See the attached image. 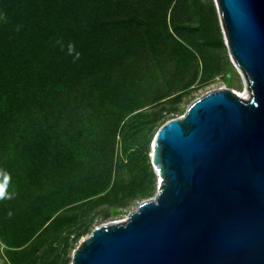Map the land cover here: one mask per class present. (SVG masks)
Wrapping results in <instances>:
<instances>
[{"label":"rangeland","instance_id":"1","mask_svg":"<svg viewBox=\"0 0 264 264\" xmlns=\"http://www.w3.org/2000/svg\"><path fill=\"white\" fill-rule=\"evenodd\" d=\"M73 3L0 0V264H71L97 226L155 195L152 141L162 123L209 91L246 88L215 0H120L113 11L125 23L84 42L71 30L92 11L79 7V21ZM54 59L68 62L55 72ZM47 74L67 85L63 99L49 97ZM76 74L120 80L121 103L95 101L87 84L72 88ZM96 105L104 115L91 123ZM77 128L98 134L90 155H70V141L85 145Z\"/></svg>","mask_w":264,"mask_h":264},{"label":"water","instance_id":"2","mask_svg":"<svg viewBox=\"0 0 264 264\" xmlns=\"http://www.w3.org/2000/svg\"><path fill=\"white\" fill-rule=\"evenodd\" d=\"M249 99L215 89L160 126L158 186L97 226L71 264H264V0H215Z\"/></svg>","mask_w":264,"mask_h":264},{"label":"trees","instance_id":"3","mask_svg":"<svg viewBox=\"0 0 264 264\" xmlns=\"http://www.w3.org/2000/svg\"><path fill=\"white\" fill-rule=\"evenodd\" d=\"M75 1L77 3L75 4L73 3L72 5L74 12H76L79 7L81 9H85L84 6L88 7L86 9L90 8V10L92 11V19L84 25V28H83V25H80L79 28L74 26V28L76 29L75 32H74V28L71 30V36H74L77 31L81 30L78 35V39H80L79 42H84L87 39L91 40V32L95 28H102L103 31H110L113 29L114 26H121V24H123V22L125 23V20H127V18L123 19L120 16H118L117 12L114 14L113 8L117 7L118 10L120 9V0H75ZM74 17L77 18L79 21L82 20V15L79 12H76ZM137 21H139V23H141L142 26L143 25L145 26L144 36L148 37L151 33L150 24H149L148 19L147 18L144 19L141 17V19ZM55 49H56V44H53V50ZM57 57L59 56L57 55ZM54 60L52 61H53L55 72L57 71V63L60 62V64H58V67H59L61 65L63 66L67 65V62H68V59H62L59 62L56 60L54 61ZM89 69L91 68L89 67ZM76 75L77 77L74 78L73 80L72 78L71 80L67 79L68 80L67 82H70L72 84V88L74 87V85H76L77 87H80V86H84L85 84H87L84 90H88L89 92H95V96H94L95 101L99 103H103V104L112 103L113 101L114 102L118 101L121 103L123 94L117 90V87H119L121 84L120 80H117V81L113 80L112 82H109V78L100 77L98 74H76ZM51 77H52L51 74H47L44 79L45 80L44 84L46 83V87H49V86L50 88L55 87V92L54 93L53 91L49 92V97H51L52 101L53 100L57 101L56 97L60 95L61 89L66 87L67 85H64V83H62L61 85L59 83L52 82L49 80ZM63 92H64V89H63ZM58 97L61 98V95ZM63 98H64V95L62 96L61 99ZM94 99H93V102H94ZM96 107H98V105H96ZM97 111L98 113L96 114V116H90L92 117V119H90L89 122L92 123L93 120L94 122L95 121L102 122V120H98V117L99 116L103 117L104 112L102 110H99V107ZM83 117L85 116L82 115L80 116V118H77V120L81 121ZM104 118L107 119L106 115ZM124 119L125 117L120 118L118 121V124H121ZM127 120L123 123V126L124 124H126ZM164 123L165 122H163L162 124ZM75 136L79 137L80 138L79 140L84 142L85 145L79 142L78 144L80 145L81 148L76 147V145L78 144H75V142L71 143L70 141L69 146H73L72 148L69 149L70 155H72L71 157L76 156L80 152L90 155L94 150H96L95 145L97 143L90 142L91 139L92 140L98 139V134L96 133L95 130H90V132L88 131L86 132L80 128H77ZM89 137L91 139H89Z\"/></svg>","mask_w":264,"mask_h":264},{"label":"bare ground","instance_id":"4","mask_svg":"<svg viewBox=\"0 0 264 264\" xmlns=\"http://www.w3.org/2000/svg\"><path fill=\"white\" fill-rule=\"evenodd\" d=\"M233 63H235V62L233 61ZM235 66H236V68L238 69L239 73H240V74L242 75V77L244 78V80H246V88H245V90H244L243 92H240V93L238 94V96H240V97H242V98H248V97L250 96V91H249V88H248V81H247V78H246L244 72L242 71V69H241L237 64H236Z\"/></svg>","mask_w":264,"mask_h":264},{"label":"built area","instance_id":"5","mask_svg":"<svg viewBox=\"0 0 264 264\" xmlns=\"http://www.w3.org/2000/svg\"><path fill=\"white\" fill-rule=\"evenodd\" d=\"M156 173H157V171H156Z\"/></svg>","mask_w":264,"mask_h":264}]
</instances>
